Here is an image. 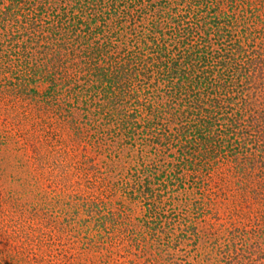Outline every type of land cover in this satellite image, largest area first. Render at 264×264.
Segmentation results:
<instances>
[{"label": "trees", "instance_id": "1", "mask_svg": "<svg viewBox=\"0 0 264 264\" xmlns=\"http://www.w3.org/2000/svg\"><path fill=\"white\" fill-rule=\"evenodd\" d=\"M5 99L122 163L109 184L144 229L92 201L52 226L48 210L0 196V230L20 242L0 264H34V245L67 235L90 264H264V0H0ZM219 208L248 218L220 221Z\"/></svg>", "mask_w": 264, "mask_h": 264}, {"label": "rangeland", "instance_id": "2", "mask_svg": "<svg viewBox=\"0 0 264 264\" xmlns=\"http://www.w3.org/2000/svg\"><path fill=\"white\" fill-rule=\"evenodd\" d=\"M7 101L8 99H5L0 102V134L9 135L7 143H0V196L6 197L12 194L13 197L20 199L21 203L26 202L28 207H36L43 212L48 210L51 214L49 222L52 226L54 220L55 225L61 227L62 224L58 225V222H61L62 218L58 216L64 213L73 214L77 211L83 218L85 215L81 204L84 201L89 203L92 201L114 213L122 209V213L130 220V228H135L137 231L144 229L143 226L139 228L140 225L134 220L141 213L139 205L128 199L121 200L120 193H114L109 184L116 181L114 176L117 177L116 172L119 171L122 163H119L116 170H112L115 164L108 163L109 166H106L102 162L103 155L97 156L90 146L78 147L70 141L68 130L55 125L49 128L44 122L48 115L42 112L37 113L33 104H27L25 101L23 104L21 100H18L13 106H9L10 104L6 105ZM46 131H51L50 136L46 134ZM13 136L22 137L21 143L17 145L22 149L15 150ZM51 136L56 137L60 142L54 141L55 139ZM52 142H54L53 145ZM110 169L112 172L109 171ZM90 206L96 209L93 205ZM2 211L0 209V213ZM217 215L223 222L239 219L246 221L248 218L243 213L232 216V210L225 208H219ZM230 216L232 217L229 218ZM208 219L210 214L206 216V220ZM14 220L11 213L5 217L7 232L11 233V226L13 222H16ZM35 223L33 226L39 232L49 229L44 227L42 222L39 226ZM228 225L229 223H225V226ZM83 226L84 229L87 228L85 223ZM180 229H175L174 232L180 234ZM198 229H202L205 233L209 231L204 224ZM9 235L0 230V251L3 254L10 252L14 245L20 246V242L8 238ZM65 238L62 242L56 241L53 248L43 246L39 249L37 245H34L31 250L37 255V257L32 256L35 257L33 261L37 260L34 264H47L46 255L51 249L55 258L53 262L57 264H90L92 260H95V253L89 251L87 254V251L82 248L80 237L74 238L67 235ZM190 242L185 241V243ZM143 244H146L145 250L148 252L145 256L149 257V244L156 243L149 238ZM131 252H135L134 247L131 248ZM122 254L124 256L121 260H126L127 255L124 251ZM144 264L147 263L144 262Z\"/></svg>", "mask_w": 264, "mask_h": 264}]
</instances>
